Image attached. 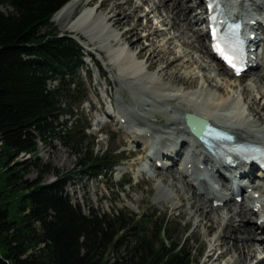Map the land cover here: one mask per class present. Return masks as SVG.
Here are the masks:
<instances>
[{
  "label": "trees",
  "instance_id": "1",
  "mask_svg": "<svg viewBox=\"0 0 264 264\" xmlns=\"http://www.w3.org/2000/svg\"><path fill=\"white\" fill-rule=\"evenodd\" d=\"M68 1L0 0V264H198L201 252L174 240L178 228L166 214L89 206L85 213L65 190L71 173L106 179L122 160L115 149L95 152L85 143L90 122L76 113L87 95L78 79L81 49L51 21ZM51 139L79 168L41 165L36 179L24 178L27 162L17 157L36 155L38 140ZM52 170L56 179L42 183Z\"/></svg>",
  "mask_w": 264,
  "mask_h": 264
},
{
  "label": "bare ground",
  "instance_id": "2",
  "mask_svg": "<svg viewBox=\"0 0 264 264\" xmlns=\"http://www.w3.org/2000/svg\"><path fill=\"white\" fill-rule=\"evenodd\" d=\"M81 1H70L56 12L52 19L59 20L63 29L68 28L71 32L81 35V39H84L87 45L95 46V50H98L100 54L106 53L105 57L108 56L110 61L113 59L112 68H110L113 73L111 81L118 84V86L116 85L119 88L118 93L124 91L122 87L123 84H126L131 89L132 95L137 92L146 97L139 101L130 95L131 102L128 106L122 105L117 100L119 108L117 111H120L119 115L123 118L122 123L125 124L126 130H130L128 134H130L132 142L141 143L144 151L149 147L148 138L153 134L157 136L159 146L155 147L154 154L161 152L160 154L167 159L165 163L168 164L160 165V168L175 165L177 156H179V161L182 157L184 158L185 148L183 146L186 142V129L181 119L185 113L195 114L225 128L239 141L253 139L264 143V90L262 89L264 80L259 74H252L249 78V75L234 77L216 60L209 45L203 42V38L208 39L209 37L207 27H201L207 18L206 11L203 10V0H183L184 3H181L182 0H101L100 3L92 5L91 2L95 0H84L85 7L82 9V13L79 17H77L78 13L73 18ZM242 1L240 6H243V11L252 14L247 23H250L255 37H257V45L264 43V0ZM142 4L146 5L148 9H145L146 11L142 9V12L138 14ZM193 8L198 10L193 11ZM160 10L163 12L161 15H157L153 20L155 22L151 24L152 18ZM192 13L194 14L192 15ZM140 18H145V23L141 24ZM241 19L246 20L244 17ZM129 20L131 22L128 23ZM123 24H128L125 26L128 29L121 32L119 27ZM139 26H142L147 34L144 36V40L148 39V36H156L158 40H149L145 49L142 48L134 54L135 48H140L137 47L141 42L138 39L143 38V36L136 35ZM165 28L172 32L166 33ZM162 44L164 50L161 49ZM174 47L176 50L171 49ZM143 54H145V60H141ZM254 55L253 61L256 62L255 58L258 52L255 51ZM168 56H171L170 59H167ZM211 58L215 59L218 64H211ZM158 61L162 62V65L153 69L154 64ZM184 64L186 67L181 70ZM169 65H172L177 71L170 73L167 69ZM258 65L256 62L255 66ZM192 67H195L198 72H193ZM220 67L225 71L226 76L219 72ZM165 68L166 70L163 71ZM206 70L207 73L203 72ZM179 71L185 73L183 78L179 74L176 75ZM163 75L168 77L166 82L177 78L174 81L176 84L165 83L162 79ZM229 75L234 77L232 81L227 77ZM245 76L248 80L239 82L240 77ZM187 79L189 87L193 89H187L185 92L186 88H181L178 85ZM254 89L260 95L258 99L253 93ZM221 90L223 94H221ZM247 90H250L252 95ZM107 95L109 94L107 93ZM253 96L259 102L252 101ZM246 99L251 101L247 102ZM159 108L160 110H154ZM172 112L176 116L171 115ZM161 114H166L165 119L167 120L166 123H162L161 128L146 123V118L149 116L157 117ZM134 123L142 126L141 128L144 127L142 137L137 132L138 128L137 131L133 129ZM180 124L181 126H179ZM218 163H221L220 160L211 156L208 151L193 145L191 155L187 159H183L176 171H171V169L166 173L158 171L157 175L159 174L160 178V175L162 177L168 173L165 177L167 179H162L164 184L169 178L173 182L177 181L178 184L174 183L172 187V190L175 188L174 192L177 193L181 190H188L185 183H180L177 173L183 178L186 177L185 180L188 183L192 182V185L193 179H202L199 182L203 185L205 181L201 176L199 164H208L211 168L213 166L218 169ZM245 168L242 166V170ZM257 174L261 175V172L258 171ZM194 175L196 176L192 179ZM250 183H252L250 191L244 190L239 203H236V200L231 202L234 198L230 193L215 190L216 193L211 192V197L208 196L210 192L206 193L197 186H193L194 190L192 191L189 187L191 193L189 197L187 195L186 200L197 203L193 213L197 214V217H201V220H205V224H209V229L215 231L212 244L210 242L208 263L216 262L229 254L231 258L224 264H264L262 246L264 233L261 231L258 235L256 234L258 229L262 230L263 228V225L256 221L261 216L260 211H264V180L260 179ZM206 187L210 191L209 186ZM196 193L204 197L205 201L198 199ZM168 195L171 197L172 193L167 190L166 196ZM214 201L217 202L216 205ZM220 207L226 211H219ZM226 207L227 209H225ZM247 214L253 215L255 219L249 220ZM238 227L240 228L238 229ZM244 238L246 239L244 240ZM216 251L219 253L214 258ZM253 259H257L256 262H253Z\"/></svg>",
  "mask_w": 264,
  "mask_h": 264
},
{
  "label": "rangeland",
  "instance_id": "3",
  "mask_svg": "<svg viewBox=\"0 0 264 264\" xmlns=\"http://www.w3.org/2000/svg\"><path fill=\"white\" fill-rule=\"evenodd\" d=\"M100 2L101 0H95L91 2V5L93 3ZM181 3H184L183 0ZM84 7V0H82L78 8L74 12L73 18L76 16L77 12H79ZM10 9L11 8H8L7 10ZM142 9L146 11L145 9H148V7L142 4L140 12H138V14L142 12ZM194 10L197 11L198 9L193 8V11ZM162 12L163 10H160L159 13L156 12V16L152 18L151 24L152 22H155L153 20L157 17V15H161ZM193 14L194 13H192V15ZM52 21L59 35L68 36L77 43L79 48H82L80 49L83 58L82 63L79 64L78 79L87 95L85 101L77 108L76 113L78 114L77 117L80 118L81 121L87 118V120H89L90 122V129L86 131L87 140L85 143L87 144V146H92L95 152L115 149L117 150L116 152L119 153H116L118 154L117 157L122 160L121 162H119V165L113 168V173L109 178H90L87 176H80L81 174L75 172L76 169L79 168L76 165V157L60 141L51 139L47 142H41L38 140L36 155L32 157H30L29 154L19 155L16 159V161L27 162L25 163L27 172L25 173L24 178L28 180L36 179L38 177L39 168H41V165L51 166L52 168H55L61 172H68L73 170L75 173H71V179L67 182L65 190L68 193L71 202L80 204L82 210L85 213H87V207L89 206L94 210H99L101 212L104 211L108 213H111L113 210H124L127 212L136 213L137 215H141L142 213H154L156 216L166 214L168 216L170 225L172 227L175 226L178 228L177 233L174 235V240H182L183 238H186L192 248H195L197 252H201L198 264H224L228 259L230 260L231 256L228 254L216 262H207L209 259L207 258L208 254H210V242L215 236V231L214 229H209V224H205V220H201V217H197V214L193 213L197 206V203L186 200L187 195L189 197L191 191L194 190L193 186H197L196 180L193 181L192 185V182L188 183L185 180L186 177L183 178V176H179V174L177 173L176 175L178 176V179H180V183H185L188 190H181L175 193V188L172 190V187L174 183L178 184V182H173L169 178L167 180V183L164 184L162 182V179L165 178L168 173L162 177L160 175V178L158 177L159 174L157 175L158 171H160L161 173H166L169 169H171V171H176V168L181 164L178 158L179 156H177V160H175V165L173 166H168V168H158V166L156 167L153 162L150 161V159H148V157L146 156L147 153L153 154L150 151V148L147 147L144 152V148L143 146H141V143L136 144L135 142H132V139L129 137L130 134H128L130 130H126L124 126L125 124L120 121L121 117L119 115L120 111H117L119 110L117 100H119L122 105L128 106L131 102V96H134V98L139 101L141 99H145L146 97L138 94L137 92H134L132 95L131 89L126 84H123L122 89L124 88V91H121L122 94L118 93V84H115L111 81L113 73H111L110 68H112L113 59H111L110 61V58H108V56L105 57L106 53L100 54L98 50H95V46L93 47L92 45H87V42L84 41V39H81V35L71 32L70 30H68V28L63 29V25L59 20L52 19ZM129 22L131 21L129 20L128 23ZM139 22L141 24L145 23V18H140ZM127 25L128 24L121 25L119 27V31L124 32L126 29H128V27H125ZM164 30L166 33L172 32L171 30L168 31L167 28H165ZM136 35L143 36V38L138 39L141 42L137 45V47L140 48H135V50L133 51L134 54H136V52H138V50L142 48L145 49V45L150 42L149 40H158L156 36H148V39L144 40V36H146L147 34L145 33L142 26L138 27ZM203 42L207 44L208 41L206 38H203ZM161 49L164 50L163 44L161 46ZM171 49L176 50V47ZM145 54H143L141 60H145ZM168 57L167 59H170L171 56ZM93 61H96L98 63L99 70L104 74L103 77H98L97 70L93 64ZM211 64L215 65L218 64V62L215 59L211 58ZM161 65L162 62L158 61L154 64L153 69H156ZM185 67L186 65L184 64L181 70H183ZM167 69L168 71H170V73L171 71H177V69H175L172 65H169ZM191 69L193 70V72H198L195 67H192ZM87 70L90 71V76H87ZM165 70L166 68L163 71ZM203 72L207 73V70ZM219 72L223 76H226L225 71L221 67L219 68ZM257 73H259V71H257ZM178 74L182 78L185 76V73L183 71H179L176 75ZM198 75L200 76V73ZM227 77L230 78V81H232L234 78L230 75ZM167 78L168 77L166 75H163L162 77L165 83L171 85L176 84L174 81L177 80V78L170 79L169 82H166ZM248 78L240 77L239 82H246ZM188 82L189 80L187 79L184 83L181 82L178 86L184 89L186 88L185 92L187 91V89H193L189 87L190 85ZM262 89L264 90V86H262ZM247 91L252 95L250 90ZM107 93L109 95H107ZM253 93L257 96L258 99L260 95L255 92V89ZM221 94H223L222 90ZM108 96L110 97V101ZM257 99L254 97L252 101L259 102V100ZM246 101L250 102L251 100L246 99ZM154 110L157 111L160 110V108ZM171 115L176 116L174 112H172ZM165 117L166 114H161L157 117L149 116L148 118H146V123L157 128H161L162 123L164 124L167 122ZM60 119V121L65 120L64 117H61ZM179 126H181V124ZM99 127H102V130L100 132H98L97 130ZM132 127H134L133 129L135 131L138 130L137 132L141 137L143 136L144 127L141 128L142 126L140 127V125H137L135 123ZM173 127L175 128L177 126ZM150 139L151 136L150 138H148L149 144ZM158 158L159 162L166 161L164 156L159 155ZM192 178H194V176H192ZM55 179L56 174L52 170L43 175L41 182L45 184L51 183ZM124 181L129 182V184L121 187L120 183ZM189 187L191 188V191H189ZM167 190L168 192L172 193V196L170 195L171 197H169V195L166 196ZM196 196L198 199L204 200V197L200 196L197 193ZM231 202L233 203L234 200H232ZM230 206L232 207V205ZM225 209H227V207ZM218 210L224 212L226 211L222 207H220V209ZM216 214L214 215L217 216ZM247 216L249 220L255 219V217H253V215L251 214H247ZM246 223L248 224L247 221ZM239 228L240 227H238V229ZM245 239L246 238H244V240ZM121 250H124V248ZM214 253L215 258V256L218 255L219 251H216ZM256 260L257 259H253V262H256Z\"/></svg>",
  "mask_w": 264,
  "mask_h": 264
},
{
  "label": "snow or ice",
  "instance_id": "4",
  "mask_svg": "<svg viewBox=\"0 0 264 264\" xmlns=\"http://www.w3.org/2000/svg\"><path fill=\"white\" fill-rule=\"evenodd\" d=\"M210 7H211V5H210ZM212 35H213L214 39H222L219 37V33H218L217 29H213ZM223 43L227 47H231V45L228 44V41L224 40ZM214 48L233 68L236 67V64L234 62L235 57L227 54L225 47H222L221 43H216L214 45Z\"/></svg>",
  "mask_w": 264,
  "mask_h": 264
},
{
  "label": "water",
  "instance_id": "5",
  "mask_svg": "<svg viewBox=\"0 0 264 264\" xmlns=\"http://www.w3.org/2000/svg\"><path fill=\"white\" fill-rule=\"evenodd\" d=\"M194 116L193 115H191V114H185L184 115V121H185V123L187 124V125H189V122H190V120H191V118H193ZM200 121H201V123L203 124V125H205V123H206V121L204 120V119H200Z\"/></svg>",
  "mask_w": 264,
  "mask_h": 264
}]
</instances>
